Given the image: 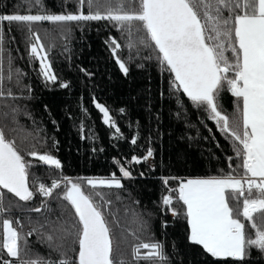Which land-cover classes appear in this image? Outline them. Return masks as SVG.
I'll return each mask as SVG.
<instances>
[{
	"label": "trees",
	"instance_id": "obj_1",
	"mask_svg": "<svg viewBox=\"0 0 264 264\" xmlns=\"http://www.w3.org/2000/svg\"><path fill=\"white\" fill-rule=\"evenodd\" d=\"M78 11L88 14L87 2L40 0L37 5L35 0H0V15ZM31 27L41 36L57 80L45 82L39 61L30 58L27 26L0 22L4 75L8 73L9 56L12 68L22 74L19 86L15 75L12 81L3 82L0 129L22 150L31 151L34 146L38 154L52 155L61 168L45 165L25 151L33 198L20 201L0 190L5 207L0 220L13 221L20 233L19 244L29 253L25 259L56 262L66 254L76 261L79 246L69 232L78 217L63 198L66 184L62 178L68 177L92 195L110 223L118 221L120 227L112 224L117 236L126 229L125 242L120 246L122 256L117 258L127 264H151L133 259L132 246L139 242L135 236L162 246L165 259L159 264H264V252L255 246H246L243 258H216L189 240L186 206L177 193L180 182L223 176L242 160L234 151V142L210 118L209 111L196 109L181 89L173 87L174 75L160 62L154 46L130 47L128 34L106 20L41 21ZM112 39L120 45L115 53ZM225 54L232 56L231 52ZM118 59L127 73L120 69ZM61 83L68 86L61 87ZM9 89L12 96L7 95ZM97 104L107 110L108 123ZM217 104L230 122L238 118V101L226 86ZM121 168L129 173L127 177ZM237 171L242 173L243 169ZM112 178L122 186L92 188L86 182ZM53 179L60 180L61 187L52 196L35 191L39 183L50 186ZM170 189L171 203L165 205L163 197ZM235 203L230 200L231 205ZM249 231L254 238L255 230ZM146 251L141 249V255ZM3 259L18 264V258L0 250Z\"/></svg>",
	"mask_w": 264,
	"mask_h": 264
},
{
	"label": "snow or ice",
	"instance_id": "obj_2",
	"mask_svg": "<svg viewBox=\"0 0 264 264\" xmlns=\"http://www.w3.org/2000/svg\"><path fill=\"white\" fill-rule=\"evenodd\" d=\"M85 2L88 14L82 11L75 14H7L0 15V22L27 26L29 55L39 61L45 82L55 83L57 77L48 63L41 36L31 27L33 23L106 20L128 34L130 47L136 44L154 46L160 62L174 74L173 87L182 89L195 106L206 107L210 118L234 142V151L242 160L232 172L223 176L188 179L180 184L179 200L186 206V219L191 229L189 240L202 245L207 253L217 258H243L246 246H255L264 252V0H78L79 5ZM35 3L40 4V0ZM111 44L115 45V53L120 45L115 39ZM2 45L3 31L0 30V97L5 96L4 80L12 81L15 75L19 86L22 75L19 69L12 68L9 56L5 77ZM226 52L232 53L231 58ZM117 63L127 73L125 64L119 59ZM60 86L68 85L61 83ZM225 86L238 101V118L231 122L217 104ZM7 95L12 96L11 89ZM96 106L104 113L107 123V110L99 104ZM25 151L0 129V190H6L20 201H29L34 195L29 187L30 163L25 160ZM27 154L45 165L61 168L59 160L50 154H38L34 146ZM151 155L149 151L148 156ZM241 168L243 172L239 173L237 170ZM121 172L125 177L129 175L123 168ZM62 180L66 184L63 198L78 217V223H73L69 232L79 246L76 261L72 262L66 254L56 262L25 259L28 250L21 248L20 233L9 219L0 220V250L6 251L8 257L18 258V264H127L124 259L117 258L122 256L120 246L125 242L123 231L126 229L117 236L112 224L120 227L118 221L110 223L101 206L91 194H86L80 183L68 177ZM87 184L92 188L98 184L122 186L116 179H88ZM60 187L61 181L53 179L50 186L39 183L35 191L50 197ZM230 200L236 201L235 205H231ZM163 203L169 205L170 197L164 196ZM34 210L38 212L40 208ZM3 211L0 192V213ZM249 228L255 230L254 238ZM135 238L139 242L132 246L133 259L151 264L165 259L160 244ZM141 249L147 251L141 255ZM0 264H13V261L3 259Z\"/></svg>",
	"mask_w": 264,
	"mask_h": 264
},
{
	"label": "rangeland",
	"instance_id": "obj_3",
	"mask_svg": "<svg viewBox=\"0 0 264 264\" xmlns=\"http://www.w3.org/2000/svg\"><path fill=\"white\" fill-rule=\"evenodd\" d=\"M193 104V103H192ZM193 106L196 108V109H199V110H205L206 109V107L205 106H200V107H197V106H195L194 104H193ZM103 113V112H102ZM103 115H104V113H103ZM108 119V118H107ZM105 120H106V117H105V115H104V122H105ZM108 122H109V119H108ZM107 122V123H108ZM106 123V122H105ZM113 179V178H112ZM112 179H92V180H95V181H99V180H112ZM86 182H87V180H86ZM184 182H186V181H182V182H180V184L181 183H184ZM180 184H179V187H180ZM99 185V184H98ZM179 187L177 188V193H178V196H179V192H178V189H179ZM245 188H246V185H245ZM255 191V190H254ZM190 227V226H189ZM190 231H191V229H190ZM217 258V257H216ZM245 264H263L262 262H258V261H256V262H250V263H245Z\"/></svg>",
	"mask_w": 264,
	"mask_h": 264
},
{
	"label": "built area",
	"instance_id": "obj_4",
	"mask_svg": "<svg viewBox=\"0 0 264 264\" xmlns=\"http://www.w3.org/2000/svg\"><path fill=\"white\" fill-rule=\"evenodd\" d=\"M170 192H171V189L170 190H167L166 191V196H169Z\"/></svg>",
	"mask_w": 264,
	"mask_h": 264
},
{
	"label": "crops",
	"instance_id": "obj_5",
	"mask_svg": "<svg viewBox=\"0 0 264 264\" xmlns=\"http://www.w3.org/2000/svg\"><path fill=\"white\" fill-rule=\"evenodd\" d=\"M188 180V179H187ZM187 180H185V181H187ZM190 233H191V231H190V227H189V236H190ZM202 246V245H201ZM203 247V246H202Z\"/></svg>",
	"mask_w": 264,
	"mask_h": 264
},
{
	"label": "water",
	"instance_id": "obj_6",
	"mask_svg": "<svg viewBox=\"0 0 264 264\" xmlns=\"http://www.w3.org/2000/svg\"><path fill=\"white\" fill-rule=\"evenodd\" d=\"M174 75V74H173ZM182 90V89H181ZM183 92V91H182ZM6 191V190H5ZM11 194V193H10ZM11 195H13V194H11ZM14 196V195H13ZM15 197V196H14ZM17 198V197H16ZM17 199H19V198H17Z\"/></svg>",
	"mask_w": 264,
	"mask_h": 264
}]
</instances>
